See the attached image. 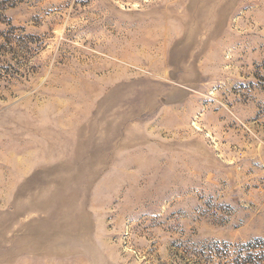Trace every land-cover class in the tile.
I'll list each match as a JSON object with an SVG mask.
<instances>
[{
  "label": "rangeland",
  "instance_id": "rangeland-1",
  "mask_svg": "<svg viewBox=\"0 0 264 264\" xmlns=\"http://www.w3.org/2000/svg\"><path fill=\"white\" fill-rule=\"evenodd\" d=\"M0 264H264V0H0Z\"/></svg>",
  "mask_w": 264,
  "mask_h": 264
}]
</instances>
